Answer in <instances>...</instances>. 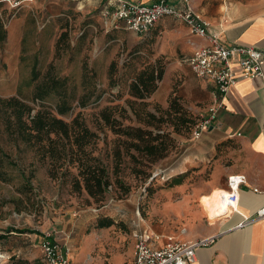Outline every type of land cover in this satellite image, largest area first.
I'll return each instance as SVG.
<instances>
[{"label":"rangeland","instance_id":"obj_1","mask_svg":"<svg viewBox=\"0 0 264 264\" xmlns=\"http://www.w3.org/2000/svg\"><path fill=\"white\" fill-rule=\"evenodd\" d=\"M233 1L237 0H226L228 4ZM170 19V29L180 25L176 36L162 35L165 29L161 24L137 34L124 23L103 16L101 5L89 0H35L18 8L0 0V22L6 34L0 41V97L19 96L36 109L41 104L54 106V98L44 103L32 101L34 66L42 77L52 65L53 75L68 77L77 95L82 93L85 71L97 75L96 95L85 107L75 103L72 114L64 118L81 114L99 133L96 154L101 153L110 165L113 181L119 178L129 188H119L114 182L106 198L97 202L86 191L75 192L68 182L51 178L45 166L40 165L32 176L31 153L5 142L3 146L30 177L33 188H23L16 170L9 171L11 180H0V233L8 227L35 232L13 231L0 241V264L11 262L12 256L29 264H48L40 249L45 235L68 247L70 264H133L136 234L195 241L216 233V224H209L200 205V196L211 190V163L184 166L186 145L196 139L194 131L208 113L211 95L192 69L180 61L185 54L182 46L192 35L189 27L182 20ZM64 33L67 37L57 43ZM157 60L164 64V75L147 99V109L159 115L158 109L167 110L170 100L176 98L194 115L197 125L188 136L176 134L179 149L151 168L143 167L144 172L133 171L134 161L129 156L116 168L112 147L117 136L106 127L99 128V112L105 106H118L122 113L125 109L124 116H119L124 125L137 121L127 102L131 98L127 87L109 84L110 65L115 62L128 80L135 71ZM175 179L181 184L175 185ZM100 219L112 223L100 226ZM86 240L89 244L83 251Z\"/></svg>","mask_w":264,"mask_h":264},{"label":"trees","instance_id":"obj_2","mask_svg":"<svg viewBox=\"0 0 264 264\" xmlns=\"http://www.w3.org/2000/svg\"><path fill=\"white\" fill-rule=\"evenodd\" d=\"M152 29V28H151ZM6 37L0 22V41ZM67 37L64 33L58 40L60 43ZM113 62L109 68V84L111 87L125 85L131 98V105L136 117V124L124 125L119 116L123 117L125 109L119 111L118 106H105L99 112V128L110 129L117 137L113 142L112 156L116 168H120L123 159L129 156L134 161L133 171L144 172L143 167L151 168L157 161L166 158L172 151L178 150L177 135L191 134L197 125L194 115L176 98L170 100L167 110L158 109L159 115L147 109V99L157 90L164 75V64L161 60L149 63L135 71L130 79L121 75ZM37 66L33 67L30 82L34 83L32 101L44 103L50 98L55 99L54 106L36 109L19 96L0 97V180H11L9 171H18L25 190H32L30 177L22 166L12 158L3 144L8 142L20 152L31 153V174L40 165L45 166L53 179L69 183L75 192L86 191L95 201L100 202L115 184L128 190L123 180L113 181L110 165L105 162L101 153L96 154L101 140L81 114L66 120L64 116L72 114L75 103L85 107L92 96L96 95L97 75H89L86 71L82 76V93L77 95L76 86L68 77L53 75L51 65L41 77ZM122 95V94H120ZM101 96L98 95V98ZM76 105V106H77ZM175 185L181 181L175 179ZM112 223L103 222L100 226ZM35 232L29 229L8 227L0 233V241L6 240L11 232ZM5 264H29L28 261L11 257Z\"/></svg>","mask_w":264,"mask_h":264},{"label":"crops","instance_id":"obj_3","mask_svg":"<svg viewBox=\"0 0 264 264\" xmlns=\"http://www.w3.org/2000/svg\"><path fill=\"white\" fill-rule=\"evenodd\" d=\"M89 1L101 5L102 10L108 3V0ZM134 1L148 3L152 0ZM171 1L178 7L183 6L179 0ZM190 5L212 24V31L218 33L224 43L253 46L264 52V0L249 3L237 0L229 4L226 0H190ZM170 18L176 19L163 17L156 26L161 24L165 29L162 35L176 36L180 25L176 30L170 29ZM205 42L191 35L190 42L185 41L182 46L185 54L180 61L187 65L185 58ZM199 79L211 95L212 86ZM223 101L224 107L211 127L186 145L184 166L211 163L208 185L211 190H228V177L233 174H245L247 183L240 188L238 209L241 213L234 212L216 223V233L207 238V245L197 249L193 264H264V218L236 227L243 220L242 214L253 215L264 206V63L261 77L239 80ZM185 168L177 170L176 174ZM88 244L86 240L83 251Z\"/></svg>","mask_w":264,"mask_h":264},{"label":"built area","instance_id":"obj_4","mask_svg":"<svg viewBox=\"0 0 264 264\" xmlns=\"http://www.w3.org/2000/svg\"><path fill=\"white\" fill-rule=\"evenodd\" d=\"M11 8H18L35 0H1ZM178 7L171 0H155L143 3L134 0H108L103 8V16L112 17L137 34H145L163 17H173L186 23L192 35L206 42L198 46L185 62L201 79L212 86V101L207 115L198 123L194 138L201 137L216 121L224 107V97L241 79H254L263 75L264 52L253 46L228 45L218 33L211 29L212 24L197 14L190 0H179ZM247 183L245 174L228 177V190L222 197L228 202L230 214L237 212L240 188ZM257 191V189H255ZM225 213V214H226ZM224 214V215H225ZM243 220L236 227H243L264 218V206L253 215L242 214ZM208 239L184 241L169 236L166 239L136 234L133 264H193L197 259V249L207 245ZM40 249L48 264H70L68 247L51 235L42 237Z\"/></svg>","mask_w":264,"mask_h":264},{"label":"bare ground","instance_id":"obj_5","mask_svg":"<svg viewBox=\"0 0 264 264\" xmlns=\"http://www.w3.org/2000/svg\"><path fill=\"white\" fill-rule=\"evenodd\" d=\"M224 192V189L215 188L208 194H203L200 196V205L208 217L210 222L209 224H216L231 213H226L229 211V205L228 202L222 197Z\"/></svg>","mask_w":264,"mask_h":264}]
</instances>
